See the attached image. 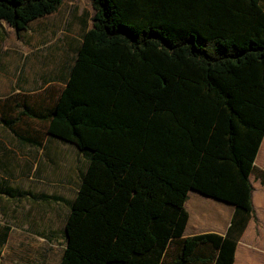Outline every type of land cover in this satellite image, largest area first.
Instances as JSON below:
<instances>
[{
    "label": "trees",
    "instance_id": "16d2710c",
    "mask_svg": "<svg viewBox=\"0 0 264 264\" xmlns=\"http://www.w3.org/2000/svg\"><path fill=\"white\" fill-rule=\"evenodd\" d=\"M61 1L0 0V20L18 32ZM89 1L46 125L88 154L58 264H194L205 251L198 264H232L264 136V7ZM189 189L233 206L223 235L182 236Z\"/></svg>",
    "mask_w": 264,
    "mask_h": 264
},
{
    "label": "crops",
    "instance_id": "0c3cea01",
    "mask_svg": "<svg viewBox=\"0 0 264 264\" xmlns=\"http://www.w3.org/2000/svg\"><path fill=\"white\" fill-rule=\"evenodd\" d=\"M64 7V0H62L55 11L29 21L25 28L18 32L0 20V90L7 92L2 95L0 106L2 171L7 172L9 176L16 172L19 174L33 172L35 177L39 178L36 181H39L40 186L37 187L38 194L31 196L29 201H40L50 205L59 201L66 202L67 189L72 190L69 198L70 205L88 161L86 152L46 132L48 116L60 90L65 86L82 34L91 27L90 25L85 28L80 16L81 8H73L72 15L79 23L77 32L73 36L70 34L68 38L66 37L65 49L67 51L69 47V53L67 54L68 51L65 53L62 49L60 55L49 53L47 57L41 56L38 49L43 44V34L49 33V29L54 25L43 24L42 26L40 23L46 18L51 23L55 13L60 8L63 13ZM61 20L60 16L57 23ZM72 28L68 22L66 29L70 31ZM11 45L13 48L10 47ZM8 74H14V78L12 83L7 85L5 78ZM63 150H68L70 155L61 163L59 152ZM73 154L82 156L84 161L82 159L83 162L75 164ZM59 164L62 165L61 169ZM74 173L77 176L75 185ZM2 179L5 182L6 177ZM48 181H51L49 184L54 185V191H45L46 186H41L48 185ZM248 181L251 186L250 201L253 213L236 241L232 264H264V136L254 156ZM8 187L15 189V186ZM18 188L21 187L18 186ZM58 188L63 192L59 193ZM7 196L10 194L8 193ZM10 198L14 196L11 195ZM183 207L187 212L183 237L208 232L223 235L233 211L231 204L192 189L187 191ZM66 215L67 213L62 216L60 232L62 244L52 264H58L65 246ZM53 216V219L49 218L44 224L36 219L26 221L19 218L5 219V222H0V264H24L19 249L23 237L27 235L36 238L46 236V245L51 247L55 237L53 220L56 215ZM39 257H41L40 254ZM194 257V264H198L204 262L209 256L205 251L202 255L195 254ZM174 259V255L169 256L166 262L170 264Z\"/></svg>",
    "mask_w": 264,
    "mask_h": 264
},
{
    "label": "rangeland",
    "instance_id": "374dc122",
    "mask_svg": "<svg viewBox=\"0 0 264 264\" xmlns=\"http://www.w3.org/2000/svg\"><path fill=\"white\" fill-rule=\"evenodd\" d=\"M260 3L264 7V0H260ZM64 5L65 9L63 10V13H61L62 8H60L53 16V21H51V23L47 18L45 21H41L40 23L42 26L43 24L54 25L53 28L49 29V33L46 32L43 34L44 41L42 42V46L38 49L41 56L47 57L49 53L60 55L62 49L65 53L67 51V54L69 53V47L67 51L65 49V40L70 34L73 36L75 32H77V25L79 23L78 20H76V17L72 15L73 8H81L80 16L85 24V28L90 27L91 25L92 8L89 0H64ZM66 8H68L67 11ZM60 16L62 20L60 23H57ZM68 22L73 27L70 31L66 29ZM10 47L13 48L12 45ZM12 78H14V74H8L6 76L5 81L7 85L12 83ZM6 93L7 92L0 90V106L2 102V95ZM59 154V159L61 160V163H63L62 161L69 158L70 152L68 150H63L60 151ZM73 155L75 164L84 161L82 156H78L76 154ZM61 166L62 165L59 164V169H61ZM2 177H6L5 182H3ZM36 179L39 178H37V176L35 177V174L33 172L30 173L29 171H27V174H19L16 172L14 175L10 174L9 176L7 172L2 171L0 158V222H5V219L19 218L20 220L24 219L26 221L36 219L39 220V222H42L41 224H44L48 222L46 220L49 218L53 219V215L55 214L56 217L55 220H53V225H55V237L54 244L51 247L46 245V236L36 238L35 236L27 235L23 237L19 249V253L22 256L24 264H52L53 258L57 255L60 245L62 244L60 233L62 216H64L68 211L69 198L72 190H66V202L59 201L56 204L53 203L50 205L40 201H29L31 196H36L38 194L37 187L40 186V183L38 180L36 181ZM76 182L77 176L76 173H74V185ZM49 183H51V181H48V185L42 184L41 186H46L45 191H54V185ZM9 185L10 187L15 186V189L9 188ZM18 186L21 188L19 189ZM58 191L59 193L63 192L60 188H58ZM8 193L10 196H7ZM11 195H13L14 198H10ZM39 254L41 257L38 258Z\"/></svg>",
    "mask_w": 264,
    "mask_h": 264
}]
</instances>
